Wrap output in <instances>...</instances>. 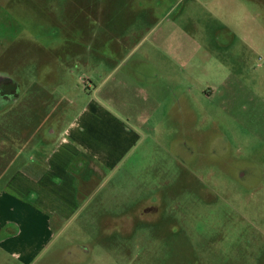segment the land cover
Here are the masks:
<instances>
[{"label": "rangeland", "instance_id": "obj_1", "mask_svg": "<svg viewBox=\"0 0 264 264\" xmlns=\"http://www.w3.org/2000/svg\"><path fill=\"white\" fill-rule=\"evenodd\" d=\"M180 36L186 87L164 77L187 53ZM132 69L161 76L137 85L144 96L173 94H131L136 151L78 218L0 264H264V0H0L1 140L22 142L21 161L42 156L100 75ZM114 83L96 96L128 118L136 85Z\"/></svg>", "mask_w": 264, "mask_h": 264}, {"label": "crops", "instance_id": "obj_2", "mask_svg": "<svg viewBox=\"0 0 264 264\" xmlns=\"http://www.w3.org/2000/svg\"><path fill=\"white\" fill-rule=\"evenodd\" d=\"M125 38L124 36L121 39ZM179 38L183 39L181 36ZM122 44L123 41L114 42L113 46L117 49ZM184 46L187 53L170 54L179 67L178 71L164 76L173 82L174 87H186L194 79L193 75H187L182 70L186 66L183 63L191 58L189 38L176 44L179 48ZM148 59L151 58L148 56ZM88 61L77 60L80 64ZM94 67L92 71L97 70ZM156 75L158 79L161 78L157 71L151 75V72L134 69L122 72L118 78L114 77V71L108 73L104 79L100 75L101 80L92 92L95 98L83 102L77 108L74 116L50 139L51 148L42 156H38V150L33 149L35 154L30 152L21 161L18 151L22 142L14 135L11 143H6L0 137V250H8L18 259L27 258L33 248H29L30 244L26 245L22 238L46 239L61 232L64 223L78 218L90 203L95 185L110 181L122 170L142 139L141 132L134 129L129 122L130 118L141 117L133 112L134 98L131 94L136 93L141 100H148L149 96L155 104L163 103L164 95L173 96L164 87L155 88L144 96L142 92L149 88L142 89L137 85L141 86L143 82L144 86H148L150 79H154ZM109 79L115 80L114 87H125L126 90L127 82H131V79L136 85L127 92L130 117L123 116L121 104L111 106L96 96L101 92L104 82ZM1 93L2 91L0 95ZM173 93L177 95L175 91ZM112 95L107 99L111 100ZM73 96L77 97V94ZM19 99L20 97H14V109L18 107ZM175 103H179V98H176ZM6 158H11L8 164L5 162ZM11 164L15 167L6 178L4 166L8 165L10 168ZM15 244L23 246L21 252L12 248Z\"/></svg>", "mask_w": 264, "mask_h": 264}]
</instances>
